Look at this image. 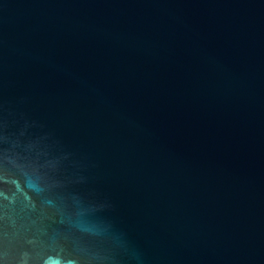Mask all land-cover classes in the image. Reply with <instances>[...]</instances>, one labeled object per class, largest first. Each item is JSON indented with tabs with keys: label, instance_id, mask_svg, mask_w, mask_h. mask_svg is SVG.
Returning a JSON list of instances; mask_svg holds the SVG:
<instances>
[{
	"label": "water",
	"instance_id": "water-1",
	"mask_svg": "<svg viewBox=\"0 0 264 264\" xmlns=\"http://www.w3.org/2000/svg\"><path fill=\"white\" fill-rule=\"evenodd\" d=\"M0 264H264V0H0Z\"/></svg>",
	"mask_w": 264,
	"mask_h": 264
}]
</instances>
